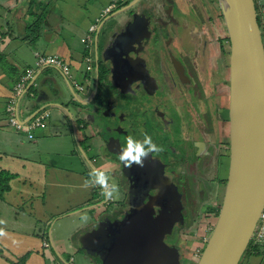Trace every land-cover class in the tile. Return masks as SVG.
Returning <instances> with one entry per match:
<instances>
[{
    "label": "crops",
    "instance_id": "1",
    "mask_svg": "<svg viewBox=\"0 0 264 264\" xmlns=\"http://www.w3.org/2000/svg\"><path fill=\"white\" fill-rule=\"evenodd\" d=\"M136 1L0 0V220L5 222L0 228L8 233L0 238V264H96L79 246L78 237L111 199L99 187L82 185L93 169L110 178L116 169L92 128L99 125L92 113L99 83L97 52L105 44L106 24L123 18L121 12ZM207 2L220 19L216 0ZM219 27L223 29V22ZM221 34L222 53H211L215 86L212 83L209 89L212 97L217 95L219 127L228 143L230 42ZM46 56L59 57L68 68L35 67L39 57ZM29 68L35 71L26 80V91L17 97V116L26 124L44 109L51 112L47 126L36 128L33 139L15 128L7 113L15 87ZM222 154L219 177L226 182L230 158L225 149ZM219 208L208 210L217 215ZM212 226V218L204 219L199 233L188 241L193 258L205 247ZM253 245L256 250L240 264H264V243Z\"/></svg>",
    "mask_w": 264,
    "mask_h": 264
},
{
    "label": "water",
    "instance_id": "2",
    "mask_svg": "<svg viewBox=\"0 0 264 264\" xmlns=\"http://www.w3.org/2000/svg\"><path fill=\"white\" fill-rule=\"evenodd\" d=\"M165 1L180 12L175 0ZM216 1L230 42V163L219 215L197 264H240L264 210L263 27L254 0ZM134 5L121 12L123 18H115L118 28L108 29L104 47L97 52L99 83L92 100V113L99 123L92 126L95 139L101 142L102 152H108L105 155L115 157L111 163L121 167L130 183L129 208L118 211L107 204L78 243L93 260L100 258L101 264H176L170 261L173 250L166 238L174 237L175 226L181 224L182 207L175 185L162 179L175 159L168 154L162 157V151L149 156L144 168L129 170L120 163L118 153L129 135L142 141L145 134L154 140V130L162 133V125L146 114L159 104V80L184 90L192 81L177 52L171 50L172 37L161 20L156 23L152 17L135 14L128 21ZM155 37L162 38L165 52H151ZM157 117L162 120L165 115ZM163 136L153 141L161 148Z\"/></svg>",
    "mask_w": 264,
    "mask_h": 264
},
{
    "label": "flooded vegetation",
    "instance_id": "3",
    "mask_svg": "<svg viewBox=\"0 0 264 264\" xmlns=\"http://www.w3.org/2000/svg\"><path fill=\"white\" fill-rule=\"evenodd\" d=\"M146 1L145 3L144 0H141L136 3L137 5H134L131 12L127 15L129 18L128 21L131 22L135 14H143L149 18L152 17L156 23L161 20L166 25L172 37L170 45L171 50L177 52L178 57L185 64L187 75L192 81V85L185 86L184 90L179 84L175 88L172 83L169 85V83L167 84L163 79L159 80L156 83L158 88L156 95L159 99V104L155 105V108L150 111L146 110L148 119L155 120L156 123L162 125L161 128L164 140L161 144L162 149L163 146L166 149L163 150V155L161 154V156L163 157L168 154L176 161L171 166L169 165L168 173L162 174V179L166 181V183L171 181L173 185H175L176 195H179L182 207L181 224L175 226L174 237L166 238V241L171 244L170 249L173 250V252H170V261L176 264H192L191 259L194 258L192 256L191 259L187 258V254L191 249L189 245L185 246L189 241V237L185 236L190 234L191 231L189 229H192L194 226H199V223L201 226L204 219L211 218L206 216L207 213L203 209L205 206L206 208L209 207V209L218 207V201H216L215 197L219 193L220 188L226 184V182L219 177L221 169L220 161L223 156L225 157V155L222 154L223 150L225 149L226 153L230 151L229 141L228 143L223 142L217 115V95L216 97H212L213 90H210L208 86L212 85V83L214 84V75L212 72L214 63L212 62L211 64L204 61L205 57H214L212 54L216 55L215 52L211 54V46L213 47V44H220L223 49L222 43H220L222 38L220 35L222 32L220 35L214 36L213 40L208 31L202 34L198 33L199 36H204L203 39L206 38L204 43L202 40L203 44H201L200 49L198 51L196 50V42L194 41L187 42L189 47H186L185 35L192 33L187 30V26L185 27V18L187 21H192V16L189 18L185 17V0H175L182 15L176 13L165 0ZM205 3L208 4L207 1H205L204 4ZM206 4L205 7L209 11V14H213L214 19H216L215 12L210 10L209 6ZM209 4L213 3L209 1ZM174 28L177 29L176 32ZM182 32L184 34H182ZM178 38H180L179 45L175 44ZM129 41L130 40H127V42ZM149 48L151 52H154V50L165 52L166 50L161 37H155ZM160 74L163 77L161 72ZM201 84H204V87L206 86V88L210 90L207 96L208 99L213 101L212 104L209 105L210 109L212 107V119L209 120L207 118L209 115L202 112V115H199V113L196 114V123L192 122V120L187 123L185 120L187 102L190 100L189 98L191 95L198 94ZM100 86H103V84ZM99 91L100 88L97 92ZM200 109L202 110L201 107ZM159 114L165 115V118L161 120L157 117ZM154 131L157 133V136L154 140L152 139V141L157 142L160 136L162 137V133H158L159 131L157 130ZM113 158L115 159L113 155L108 158L110 163ZM112 182L119 184L122 182V184L129 183L128 179L121 174L120 166L116 165L113 174L111 173L110 183ZM129 190L130 183L127 187V191L123 192L125 200L122 202L120 201L118 207L115 208L118 211H124L129 208L126 202L129 196L127 194ZM111 200H113V198ZM108 205L110 206V204ZM103 215L102 216L105 217V214ZM187 251L188 253L186 254ZM94 261L96 264L102 263L100 258H96ZM188 261H190V263Z\"/></svg>",
    "mask_w": 264,
    "mask_h": 264
},
{
    "label": "rangeland",
    "instance_id": "4",
    "mask_svg": "<svg viewBox=\"0 0 264 264\" xmlns=\"http://www.w3.org/2000/svg\"><path fill=\"white\" fill-rule=\"evenodd\" d=\"M207 0H185V17H190L192 16V21H187L185 18V27L187 26V30L190 31L192 34L189 35H185V43H186V47H189V44H187V42H191L194 41L196 42V50L198 51L200 49L201 44L204 43V41L206 40L203 39L204 36H199L198 33L202 34L206 31L209 32V34H211L212 40L214 38V36H217L218 34L220 35V33L222 32L223 35H225L226 37V29L224 27L223 24V29H220L219 27V23L223 22V20L220 18H216L214 19L213 14H209V11L206 9L204 2ZM217 3V2H216ZM187 5V6H186ZM207 5V4H206ZM180 15H182L181 12H178ZM201 24V25H200ZM118 23H117V19H112L110 22H108L104 28V33L105 31L107 32L108 29H111L113 27L118 28ZM195 36V37H194ZM220 37H224L222 36V34L220 35ZM228 37V35H227ZM203 40V43H202ZM222 47L220 46V44H213V47L211 46V53L215 52V54L219 55V53H222ZM210 58V59H209ZM205 62L211 63L212 64V57H205L204 58ZM213 67V66H212ZM210 69V68H209ZM210 72V71H209ZM223 74L224 76L227 77L226 74V70H223ZM220 77H223L222 75H220ZM205 78V75H204ZM225 78V77H224ZM207 83V82H206ZM206 85V84H205ZM210 88L211 85H208ZM208 91H210L209 89L206 88V86L204 87V84L199 87L198 90V94L193 96H190V102H187V112L185 113V120L187 121V123L192 120V122H196L195 120V116L197 113H199V115H202L201 113H206L209 116L207 117L209 120H211V112H212V107L210 109V104H212L213 101H211L210 99H208ZM213 100V99H212ZM200 107L202 108V110L200 109ZM219 112V111H218ZM219 115L221 116V110L219 112ZM227 154H229V152H227ZM227 182V181H226ZM116 185H118V194L116 196H114L113 201H108V204H110L111 207L113 208H117L118 205L120 204V201L122 202L124 200L123 197V192L125 191V189H127V187L129 186V183H125V184H119V183H115ZM225 185V186H224ZM220 190V193H218L216 195V201L218 207L222 205L223 199H224V195H225V190H226V184H224ZM217 192V189H216ZM106 201V198L104 199V202ZM216 208V207H215ZM220 209V208H219ZM207 214H211L212 212H210L208 210V208H206V206L203 209ZM212 221L214 222V226L215 223L217 221V215H211ZM212 226V228L214 227ZM201 229L200 223L199 226H194L192 229H189L191 232L188 236L185 237H189V240L192 241V239H194L195 235H197L199 233V230ZM211 228V229H212ZM194 236V237H193ZM187 240V239H186ZM190 246L189 242L185 244V246ZM188 253V251L186 252V254ZM247 255V253H245V255L243 256V258ZM193 257V252L189 251V253L187 254V258L191 259ZM199 261V258H194L191 259V263L192 264H197ZM190 263V261H188ZM78 264H81L80 262H78Z\"/></svg>",
    "mask_w": 264,
    "mask_h": 264
},
{
    "label": "built area",
    "instance_id": "5",
    "mask_svg": "<svg viewBox=\"0 0 264 264\" xmlns=\"http://www.w3.org/2000/svg\"><path fill=\"white\" fill-rule=\"evenodd\" d=\"M126 0H120V2H124ZM255 1V5L258 11V14H262L263 17V21H264V0H254ZM117 4H114L112 6H109L106 8L105 12H109L111 11L112 8L116 7ZM96 28V26L91 27L90 31H94ZM90 39V37H89ZM56 66V67H64L65 69H67V65L63 62L62 59H60L59 57L56 56H46V57H39V59L37 60L36 66L35 67H43V66ZM34 69L33 68H29L26 72L25 77L16 85L15 87V93L13 95L12 98H10L8 104H7V113L9 115V120L10 123L17 129L19 130H23L26 131L28 134L29 139H33L34 138V133L33 131L36 128H45L47 126V120L49 119L51 112L49 109H44L40 112H38L37 114L34 115V117L32 118V120L29 123H22L19 119V117L17 116V110H16V101H17V97L21 96L25 91H26V84H27V79L31 78L33 76L34 73ZM84 87L81 86L80 89H83ZM213 229V228H212ZM209 232V236L211 234V231ZM209 237L204 239V242L206 243ZM253 244L255 245H259V244H263L264 243V210L263 213L261 215L259 224H258V228L254 234L253 240H252ZM204 248H199L197 249L195 256L197 258L200 257V255L202 254Z\"/></svg>",
    "mask_w": 264,
    "mask_h": 264
},
{
    "label": "clouds",
    "instance_id": "6",
    "mask_svg": "<svg viewBox=\"0 0 264 264\" xmlns=\"http://www.w3.org/2000/svg\"><path fill=\"white\" fill-rule=\"evenodd\" d=\"M163 149L156 145L150 136L145 134L142 141L134 139L131 135L127 137L126 147L121 146L118 158L121 164L129 170L136 166L138 168L145 167V160L153 155L162 152ZM84 188H95L99 187L102 194L107 199H112L118 194V185L114 182L110 183L109 175L100 170L93 169L88 178L84 180L82 185ZM3 220H0V224H4ZM8 233L4 228H0V238L7 237Z\"/></svg>",
    "mask_w": 264,
    "mask_h": 264
},
{
    "label": "trees",
    "instance_id": "7",
    "mask_svg": "<svg viewBox=\"0 0 264 264\" xmlns=\"http://www.w3.org/2000/svg\"><path fill=\"white\" fill-rule=\"evenodd\" d=\"M258 20H259L260 25L263 27V38H264V21H263L262 14L258 15ZM226 37H227V33H226ZM227 39H228V37H227ZM217 215H219V210L217 211ZM254 250H256V247L251 242L248 249L246 250V253L248 254Z\"/></svg>",
    "mask_w": 264,
    "mask_h": 264
}]
</instances>
